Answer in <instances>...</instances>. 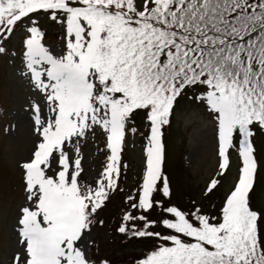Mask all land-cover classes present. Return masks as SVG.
Here are the masks:
<instances>
[{
	"label": "snow or ice",
	"instance_id": "snow-or-ice-1",
	"mask_svg": "<svg viewBox=\"0 0 264 264\" xmlns=\"http://www.w3.org/2000/svg\"><path fill=\"white\" fill-rule=\"evenodd\" d=\"M41 12L64 27L60 54L31 19ZM24 18L31 21L26 68L51 116L42 119L36 106L39 140L21 165L28 203L19 210L23 251L14 264H94L79 243L119 187L121 151L138 111L149 129L141 182L127 197L138 214L125 212L118 231L164 242L139 264H264V212L251 205L258 172L252 138L264 131V0H0V36ZM192 86L203 87L197 99L216 121L219 175L238 140L239 175L218 216L163 199L171 194L163 128ZM97 128L110 154L93 186L81 183L80 144ZM157 206L159 222L150 219ZM157 223L166 234L151 230Z\"/></svg>",
	"mask_w": 264,
	"mask_h": 264
},
{
	"label": "rangeland",
	"instance_id": "rangeland-1",
	"mask_svg": "<svg viewBox=\"0 0 264 264\" xmlns=\"http://www.w3.org/2000/svg\"><path fill=\"white\" fill-rule=\"evenodd\" d=\"M37 18L43 34L42 42L53 53L60 54L64 47V27L45 14L35 15L31 19ZM30 26V19L24 18L15 26L12 35L0 38V48L3 49L0 51V264H14L16 254L23 251L18 234V219L20 208L28 201L21 165L31 159L39 140L36 131L38 126L35 124L36 106H39L42 119L51 116L46 95L36 88L26 68L24 41ZM203 91V87L195 86L182 93L174 105L175 111L169 125L163 128L162 171L168 179L171 193L170 197L163 198L165 206L179 207L176 205L179 203L186 205V191L200 198L213 179H218L219 183L212 194L221 195L217 196L221 200L222 195L231 190L239 175L241 158L238 154V140L236 146L230 149L227 171L224 175H219L221 169L216 121L206 105L197 99ZM147 123L145 119H136L132 126L136 132L129 131L123 143L118 183L121 182V186H124L125 193L133 189L143 174L146 137L149 133ZM252 139L258 172L255 188L251 193V203L254 209L264 212V131L260 130ZM80 146L83 169L81 183L94 186L110 154L103 130L97 128L94 134L89 132L88 138L81 140ZM125 172L127 176L124 181L122 173ZM135 195L136 193L133 196ZM156 198L161 199L159 195ZM116 206L119 209L124 207L120 202ZM131 212L138 214L133 210ZM261 226L264 228V224ZM109 238L111 236L108 230L91 228L84 233L79 246L87 251L90 258L93 253L102 256L104 261L111 259V264H123L120 260H113L108 249L105 250L101 244L96 245V252H91L96 239L107 242ZM118 248L129 253L140 250H127L122 246ZM118 248L113 247L116 254L114 257L120 254Z\"/></svg>",
	"mask_w": 264,
	"mask_h": 264
},
{
	"label": "trees",
	"instance_id": "trees-1",
	"mask_svg": "<svg viewBox=\"0 0 264 264\" xmlns=\"http://www.w3.org/2000/svg\"><path fill=\"white\" fill-rule=\"evenodd\" d=\"M192 87H195V86H192ZM192 87L186 88L184 92L187 89H190ZM177 100L175 102L176 104H177ZM174 110L175 109H173L172 115L174 113ZM172 115H171V118H172ZM141 118L143 120L144 119L146 120L145 113L143 111H138L137 113H135L130 123L131 127L134 125V121L136 119H141ZM259 133H260V130L257 129L255 134H259ZM122 175L125 181V178L127 176L126 172L124 174L122 173ZM140 182H141V179L133 187L132 190L126 193L124 191V186L122 185L123 186L122 187L121 182H119L118 183L119 187L116 190L111 191L109 193V198L107 199V201H105V205L101 209H99L98 212L96 213L95 218H94V223L92 224L91 228L100 227L104 230H108L110 232L111 238H109L108 239L109 241L107 242H100L99 240L96 239L95 242L92 244L91 252H96L95 251L96 245L101 244L102 246L106 248L105 250L108 249L109 255L111 256V258H113V260H120L123 264H139V262L142 259L146 258V256L152 250H154L155 248L160 246L162 243H164L163 241L155 237H135L132 235L131 231L127 233H120L118 231L119 227L122 224V218L125 212L132 211V209L130 208L127 202V197H129L130 195L133 196L134 193L137 192ZM212 191L211 192L203 191L202 196L200 198L196 197L197 196L196 194H193L191 192L189 193L186 191L184 193V196H185V204L187 206L180 205V203L176 205L179 206L178 207L179 209H182L185 211L194 210L196 208H199L203 211L204 214H207L210 216H218L220 209L223 205V202L225 200L226 193L224 196L222 195L221 200H219L217 196L221 197V195L216 196L215 194H212ZM118 202H120V204H123L124 207L120 209L117 208L116 205ZM251 205L253 206L252 203ZM160 218H161V212H160L159 206H157L156 209L151 212L150 219H154L159 222ZM151 230L154 232H160L161 234L167 233V230L163 228V226L160 223H157ZM261 235L262 237H264V228L262 226H261ZM118 246L125 247L127 248V250L129 249H140V250L135 253L122 252L118 248ZM113 247H115V249L118 248V250L120 251V254L116 257H114V255L116 254L114 253L115 249H113ZM90 255L95 264H102V262H106L107 264L108 260L104 261L102 256H96L93 253H91ZM111 263L112 261L110 259L108 261V264H111Z\"/></svg>",
	"mask_w": 264,
	"mask_h": 264
}]
</instances>
